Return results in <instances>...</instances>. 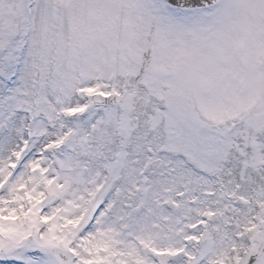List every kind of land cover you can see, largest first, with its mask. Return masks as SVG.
<instances>
[{"label": "snow or ice", "instance_id": "6c2138e0", "mask_svg": "<svg viewBox=\"0 0 264 264\" xmlns=\"http://www.w3.org/2000/svg\"><path fill=\"white\" fill-rule=\"evenodd\" d=\"M0 264H264V0H0Z\"/></svg>", "mask_w": 264, "mask_h": 264}]
</instances>
